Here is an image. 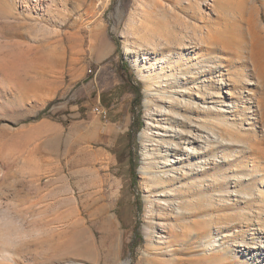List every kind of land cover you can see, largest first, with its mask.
<instances>
[{
	"label": "rangeland",
	"instance_id": "obj_1",
	"mask_svg": "<svg viewBox=\"0 0 264 264\" xmlns=\"http://www.w3.org/2000/svg\"><path fill=\"white\" fill-rule=\"evenodd\" d=\"M27 3L0 0L7 263L251 264L243 245L264 241V0H82L65 17Z\"/></svg>",
	"mask_w": 264,
	"mask_h": 264
},
{
	"label": "bare ground",
	"instance_id": "obj_2",
	"mask_svg": "<svg viewBox=\"0 0 264 264\" xmlns=\"http://www.w3.org/2000/svg\"><path fill=\"white\" fill-rule=\"evenodd\" d=\"M31 1V5L32 6H29V4L27 3V4H24V8L27 10V11H29L30 9H36V10H38V7H39V3L38 2H42V5H44V11H51V12H55L56 14H62L63 15V17H65V15H66V7H67V5L69 4V3H76V8L78 9L79 7H80V5H79V3L78 2H80V1H82V0H30ZM59 8L61 9V10H59ZM144 14H145V12H144ZM151 18H153V17H151ZM134 34V33H133ZM147 42H150V40H148ZM148 46L149 47H151L152 45L150 44V43H148ZM188 48H190V47H188ZM123 54L124 55H126V56H131V50L127 47V46H125L124 48H123ZM215 52V50L214 49H210V50H208V55H211V54H213ZM207 55V54H206ZM205 57V56H204ZM253 57V56H252ZM185 70H188L187 72L189 73L190 72V64H188V66L186 67V69ZM186 74V76L188 77V78H185L186 80H185V82H183V83H185V84H189L190 83V76H189V74ZM173 75V74H172ZM234 76V75H233ZM192 78V77H191ZM217 80H218V83H219V86H220V83H221V80H220V78H217ZM173 84L175 85V87H174V93H175V97L174 98H172V101H176V102H178L180 105L178 106V108H181L182 107V101H183V96L182 95H180L179 94V92H180V90L178 89V87H180V85H179V83L178 82H176V81H174L173 82ZM202 86H199L198 87V89H199V91H201V90H203V93H202V95L203 96H206L207 95V91H205V88H201ZM161 92H164L163 90L161 91ZM187 92H189V90H187ZM184 93H186V91H184ZM162 94V96H163V93H161ZM190 94H192V93H190ZM194 94V93H193ZM188 99H189V102H191V105H192V107L190 108V110H196L197 112H200V110H201V108L199 107V104L195 101V99H193L192 97H189L188 96ZM161 100H163V101H165V99L164 98H162ZM187 102V101H186ZM144 105L146 106V107H151V108H154L155 107V102H154V100H152V98H151V96H146V98H145V100H144ZM175 114H176V116H177V118H175V120L177 121V124H178V127H177V129L179 128V126H182L181 127V129H183L184 130V128H185V125L188 123L187 122V120H188V117L186 116V115H184L183 113L181 114L179 111H175L174 112ZM169 114V111L164 107V106H161V111L159 112V116L161 117V119L162 120H166L165 119V116H167ZM204 119H203V116H199V118H198V122L199 121H203ZM194 121V120H193ZM193 123V122H192ZM167 130H168V124L167 125H165V131L167 132ZM183 133L182 134H180L181 136H184L186 133H185V130L184 131H182ZM171 133V132H170ZM176 135V132L174 133V136ZM172 142V141H171ZM178 146H177V143H175V142H172V146H169L168 148H170V149H174V148H177ZM184 148H186L185 147V145H184ZM193 151L196 153H199L200 151H198V150H196L195 148L193 149ZM194 152H192V154H195ZM204 158V157H203ZM254 159H255V161L256 160H258L259 158H258V156H255L254 157ZM254 161V162H255ZM255 163H257V162H255ZM165 165L167 164V163H164ZM182 165H184V162H182L181 163ZM139 173H140V175H142V176H144L145 174H146V171L143 169V168H140L139 169ZM205 173H208V171L205 169V171H202L201 172V175H204ZM263 176V175H262ZM171 181V179H168V182H170ZM190 183H192V182H190ZM191 185H193V184H190L189 185V187H191ZM200 194H203L202 192H200ZM162 206H163V208L164 209H166V210H171L172 209V205L169 203V201L168 200H166V199H163L162 200V204H161ZM263 208V207H262ZM154 214V216H157V214L154 212L153 213ZM0 222H3V225H4V227H7V226H9L10 224H11V222L7 219V218H2V219H0ZM180 222V221H179ZM260 222H261V231H260V234H263L262 236V238H264V215L262 216V217H260ZM179 227V226H178ZM1 237V236H0ZM13 239V238H12ZM174 239H176V237L174 236V235H172V234H170L169 235V237H168V244L169 243H171V242H174L175 240ZM7 242H8V244L9 243H12V240H10V239H8L7 240ZM190 241L189 240H187V243H189ZM6 244V243H5ZM7 245V244H6ZM2 246V245H1ZM4 246V245H3ZM260 248H262V250L260 249L259 250V252L257 253V252H251V249L248 247V245H243V249H246L247 251L246 252H248V253H250V257H248V259H246L247 260V262H248V260L251 262V264H256L255 263V255L257 256H259L260 258H263L264 257V241H263V245L261 246H259ZM3 248H1L0 249V264H9V263H7V262H14V260L12 259V255H11V252H9L7 249L5 250H2ZM243 253V252H242ZM245 256H247L246 254H245ZM263 256V257H262ZM247 258V257H246ZM257 262V261H256ZM261 264H264V263H261Z\"/></svg>",
	"mask_w": 264,
	"mask_h": 264
},
{
	"label": "trees",
	"instance_id": "obj_3",
	"mask_svg": "<svg viewBox=\"0 0 264 264\" xmlns=\"http://www.w3.org/2000/svg\"><path fill=\"white\" fill-rule=\"evenodd\" d=\"M133 125H134V122H133ZM142 127V123L140 122L139 123V129Z\"/></svg>",
	"mask_w": 264,
	"mask_h": 264
}]
</instances>
